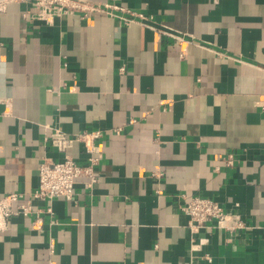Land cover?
<instances>
[{"label":"crops","instance_id":"1","mask_svg":"<svg viewBox=\"0 0 264 264\" xmlns=\"http://www.w3.org/2000/svg\"><path fill=\"white\" fill-rule=\"evenodd\" d=\"M87 1L153 15L188 41L103 12L52 24L25 19L29 3L0 13V195L33 191L41 161L63 157L45 123L104 131L95 189L54 199L37 227L10 218L0 264H264V0ZM71 153L86 161L82 144ZM183 195L255 227L194 234Z\"/></svg>","mask_w":264,"mask_h":264},{"label":"built area","instance_id":"2","mask_svg":"<svg viewBox=\"0 0 264 264\" xmlns=\"http://www.w3.org/2000/svg\"><path fill=\"white\" fill-rule=\"evenodd\" d=\"M12 2L29 3L35 10L27 9L23 12V17L29 20L43 21L47 24L54 23L58 17L65 15H75L83 13L89 16L93 12L108 13L113 17L126 22L127 24L137 21L160 33L175 38L178 43H184L186 34L175 31L165 23L155 22L153 15L145 14L130 9L127 6L115 3H92L85 0H0V13L5 12ZM46 133L44 140L53 148L63 153L60 159L45 158L39 166V183L30 192H11L0 195V230L6 229L8 221L13 216L35 215L34 226L42 224L41 213L46 210L53 214L52 201L56 198L75 200L78 192L77 186L82 185L86 189L94 190L100 181L98 166L102 159L101 143L99 139L104 136L102 129L84 130L77 133H68L61 126L45 123ZM120 127L117 129L119 130ZM82 144L86 152V161L80 162L71 153L77 145ZM225 162L233 165L235 155L229 153ZM184 196L181 210L188 215V226L192 233L196 234L202 228L212 225V227L222 229L228 233V240L231 241L243 230L252 229L255 226L249 223L237 212L223 207V205L211 197L194 195L191 198ZM36 199L47 201L48 205L44 208H36L33 203ZM196 240L192 238V241ZM192 251L199 250L201 247L197 242H193ZM192 260L197 256L191 255ZM201 259L211 261L212 255L204 253Z\"/></svg>","mask_w":264,"mask_h":264},{"label":"clouds","instance_id":"3","mask_svg":"<svg viewBox=\"0 0 264 264\" xmlns=\"http://www.w3.org/2000/svg\"><path fill=\"white\" fill-rule=\"evenodd\" d=\"M3 71V68L2 67H0V72H2Z\"/></svg>","mask_w":264,"mask_h":264}]
</instances>
